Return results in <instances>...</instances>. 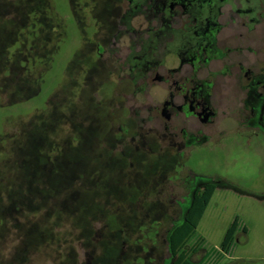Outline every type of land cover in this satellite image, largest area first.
I'll return each mask as SVG.
<instances>
[{"label": "rangeland", "instance_id": "obj_1", "mask_svg": "<svg viewBox=\"0 0 264 264\" xmlns=\"http://www.w3.org/2000/svg\"><path fill=\"white\" fill-rule=\"evenodd\" d=\"M129 4L2 6L0 205L2 181L18 179L19 169L49 173L51 157L76 191L45 243L23 250L14 228L0 226V264H171L168 234L181 220L187 183L217 187L198 228L208 247H220L236 217L248 228L233 250L237 262L219 263L264 264V134L216 131L190 147L169 139L157 117L162 90L146 87L128 66L134 34L112 50L120 28L143 27ZM219 117L217 129L236 128ZM38 151L45 154L37 158Z\"/></svg>", "mask_w": 264, "mask_h": 264}, {"label": "flooded vegetation", "instance_id": "obj_2", "mask_svg": "<svg viewBox=\"0 0 264 264\" xmlns=\"http://www.w3.org/2000/svg\"><path fill=\"white\" fill-rule=\"evenodd\" d=\"M129 2V17L141 14L143 27L120 28L112 50L119 51L117 40L134 34L128 66L146 87L162 90L157 117L169 139L190 147L216 131L264 134V0ZM103 52L99 46L98 54ZM220 115L236 128L217 129ZM187 189L185 205L203 190L188 183Z\"/></svg>", "mask_w": 264, "mask_h": 264}, {"label": "trees", "instance_id": "obj_3", "mask_svg": "<svg viewBox=\"0 0 264 264\" xmlns=\"http://www.w3.org/2000/svg\"><path fill=\"white\" fill-rule=\"evenodd\" d=\"M17 1L0 0V22L4 16L2 6L6 4L11 8ZM44 154L42 151L34 153L37 158ZM54 158L51 157L48 163L51 164L49 173L39 172V167L25 172L19 169L18 179L10 178L1 182L4 191L1 192L3 206L0 205V226L4 228L9 224L7 228H14V238L19 241L23 250L34 242H47L53 224L61 226L58 222L69 206L70 193L76 191L68 186L71 177L69 171L55 163L58 158ZM45 175L48 179L44 178ZM216 190V185H208L197 191L187 201V205L184 204L186 211L180 223L168 234L171 264H202L208 251H218L222 260L226 256H232L240 235H247L248 228L239 217L234 219L226 231L219 248L208 247L207 240L198 233ZM200 252H205V255L197 262L194 257Z\"/></svg>", "mask_w": 264, "mask_h": 264}, {"label": "built area", "instance_id": "obj_4", "mask_svg": "<svg viewBox=\"0 0 264 264\" xmlns=\"http://www.w3.org/2000/svg\"><path fill=\"white\" fill-rule=\"evenodd\" d=\"M208 256L205 258L202 264H219L221 256L218 251H208Z\"/></svg>", "mask_w": 264, "mask_h": 264}, {"label": "crops", "instance_id": "obj_5", "mask_svg": "<svg viewBox=\"0 0 264 264\" xmlns=\"http://www.w3.org/2000/svg\"><path fill=\"white\" fill-rule=\"evenodd\" d=\"M225 258H223L220 262L223 263V262H226L227 260H229L232 263L237 262V259L233 258V254H232V256H226ZM221 263H219V264H221Z\"/></svg>", "mask_w": 264, "mask_h": 264}]
</instances>
